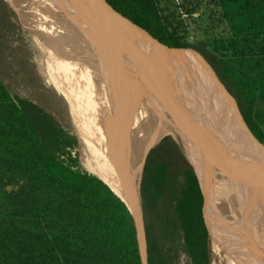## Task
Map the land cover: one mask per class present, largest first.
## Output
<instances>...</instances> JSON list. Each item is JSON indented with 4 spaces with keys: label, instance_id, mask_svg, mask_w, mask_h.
Instances as JSON below:
<instances>
[{
    "label": "trees",
    "instance_id": "trees-1",
    "mask_svg": "<svg viewBox=\"0 0 264 264\" xmlns=\"http://www.w3.org/2000/svg\"><path fill=\"white\" fill-rule=\"evenodd\" d=\"M107 1L162 42L187 44L160 0ZM201 2L186 0L185 14L193 16ZM209 4L233 37L264 40V0ZM208 44L205 40L197 47L233 90L246 122L264 144V45L225 57ZM79 142L54 114L15 94L0 76V264H142L131 209L102 178L78 168ZM177 146L164 135L143 166L149 264H212L206 197L208 229L200 179ZM201 177L212 201V186Z\"/></svg>",
    "mask_w": 264,
    "mask_h": 264
},
{
    "label": "bare ground",
    "instance_id": "bare-ground-1",
    "mask_svg": "<svg viewBox=\"0 0 264 264\" xmlns=\"http://www.w3.org/2000/svg\"><path fill=\"white\" fill-rule=\"evenodd\" d=\"M8 1L17 11L19 10L21 12L22 20L24 24H27L26 28L28 30L31 28V23L33 21L37 22V19H43L50 26L57 28L58 22L56 19L58 18V13L60 16L58 20L61 19L59 27L64 24L65 20L73 28V35L67 32L64 34L56 32V34L51 36L54 40H51L50 47L54 48H49V50L44 48L46 59L40 64L41 71L68 99L69 97L77 98V95L71 83H67V85L61 84L59 78L61 72L65 74L69 72L78 78L83 88L88 85L94 90L97 87L99 88L100 83L102 89L100 90L104 95L101 98V103L106 114L114 123L122 124L124 122L127 124V154L133 162L132 171L136 180L140 170V153L152 140V132L154 131L151 129H154L155 126L161 127L167 125V122L172 123L175 131V140L183 147L188 157L195 162L194 169L200 179L203 191L205 192L201 174L208 179L212 186L216 229L220 227L218 220L220 218V212L217 207H220L219 205L223 202L229 207L231 204L238 202L236 201L238 195L234 192H237L239 189L231 183L237 182L239 185H242L241 181L247 182L249 177L254 174H257L255 177L264 179V146L259 143L257 136L252 134L253 132L247 124L238 103L221 79L217 70L200 52L192 48H183L179 54H174L175 56L172 54L173 56H171L169 64L172 66L175 65L171 63L174 59L173 57H175L179 64L182 62L184 65L183 67L180 66L177 75L176 69L178 70V67L175 65V70L173 68H169L170 70H168L166 67V54L161 49H155L145 37L123 26L121 29V38L119 39L117 36L119 40L116 39L115 34L109 30L107 21L105 22L106 19L98 17L95 14H90L87 7H84L85 5L83 6L84 10H81L83 7L79 8V2L76 0H45L44 5L41 0ZM27 3L30 4L31 13L27 10ZM51 5L57 7L56 19L55 15H51ZM35 12L36 14H34ZM29 14H34L35 17H28ZM29 31L37 34L35 31ZM127 37L132 41L129 45L127 44L128 46H126L127 42H125ZM122 41H124L125 47H123ZM136 41L142 44V47L138 48V50H135L136 45L133 44L132 46V43ZM147 49L153 52L151 54L152 57L150 56L152 66L154 67L153 69H156L161 75L158 78V74L153 77L151 76L153 73L151 75L146 74L148 77L147 83L153 85L155 89V96L153 97L151 95V98L153 100L155 98L156 103L157 101L158 103L156 106L154 104L148 106L146 116H142L141 118L139 115L141 110L139 100L146 99L149 93L145 94L144 90V95L141 94L142 96H140L138 86L143 75H139L141 68L138 65L136 66V64L134 66L131 58L137 56L143 62V59L148 54ZM128 59H130V63ZM127 69L131 71V76L128 75ZM116 77H119L117 79L121 84L119 87L109 89L104 86V84L109 83L110 78L115 79ZM179 78L184 79L185 82H178L177 79ZM150 81H152L151 84ZM171 81L179 84L178 86L176 85V88L182 82L181 85L183 88H181L185 92L188 103L190 102L195 116L199 115L203 118L200 125L205 129L207 144L211 151L222 157L224 155L234 156V159L230 160V163H209L199 153V149L194 146L193 132L184 126L185 124L181 118H178L179 115L177 114L176 118L171 111L169 113V110L158 106L160 103H164L162 101H166V104L169 105L171 99L177 100L175 99L178 98L177 95L173 93L174 88L170 85ZM210 94L214 96V99L209 96ZM141 97L142 99H140ZM77 122L91 150L96 174L125 199L126 197L121 187L117 170L109 156L97 146L96 139L92 134V127L83 117V110L81 109L77 114ZM188 131H190V134L192 133L191 136H188ZM195 135L200 140L197 132ZM249 200L248 203L252 205L250 214L253 215L251 217L257 219V213L258 215L262 213L261 216L264 218L262 210L263 204L255 206L254 204L259 201ZM215 202L217 203L216 205ZM235 215L236 212L234 210V220L230 219L232 221L230 224L234 228L231 227L230 231L225 232L229 240L226 239L227 241H225V238H223L221 241L215 238V245L222 246L225 242H230L233 245L236 239V230L238 233V227L242 220L241 217L240 220H237ZM248 219L243 220L247 221ZM226 247V250H228L229 246ZM230 250L233 251L231 248Z\"/></svg>",
    "mask_w": 264,
    "mask_h": 264
},
{
    "label": "rangeland",
    "instance_id": "rangeland-1",
    "mask_svg": "<svg viewBox=\"0 0 264 264\" xmlns=\"http://www.w3.org/2000/svg\"><path fill=\"white\" fill-rule=\"evenodd\" d=\"M3 1L7 6L0 3V76L15 94L27 96L33 99L35 102L39 103L49 112L54 114L61 121L64 127L78 136L80 141L77 148L79 157L78 168L81 171L97 175L95 172L96 169L94 162L92 160L91 150L87 145L81 132V127L77 122V114L80 112V108L78 106L81 104L80 97H82L78 88H80V86L83 88V86L81 85L79 79L71 73L67 72L65 74L61 72L59 75L61 84L67 85V83H71V86L75 90L78 98V100L74 97H69L68 99V97L65 96L52 83V81H50L40 68V64L46 59L45 49L49 50V48H54L50 47L51 40H54L51 36L56 34V32L60 34L67 32L68 34L73 35V28L70 27L65 20L64 24L59 27L61 19L58 20V18H60L59 13L57 18V7L51 5V15H55V19L57 18L56 21L58 22V27L56 28L50 26L43 19H37V22L33 21L31 23V28L29 29L37 33L34 34L26 28L27 24H24L21 12L19 10L17 11V9L8 0ZM41 1L44 5L45 0ZM185 1L186 0H160L165 13L169 15L172 22L178 27L181 35L186 40L187 44L184 46L192 47L200 52L210 64H212L211 61L197 47L198 43L204 42L205 40L209 42L208 47L211 50L225 57L241 55L242 53L250 50L258 51V48L264 45V40L261 39L255 40L252 38L243 39L233 37L226 21L222 19L220 12L218 10L214 11V5L209 4L210 0H202L200 8L194 12L193 16L185 14V8L182 7ZM26 7L27 10H29V13H31L29 3L26 4ZM34 14H36V12ZM34 14H29L28 17L34 16ZM55 37L57 38V36ZM172 63L178 67V70L176 69L178 75L180 69L177 59L174 58ZM175 65H171L173 70H175ZM127 70L128 75L131 76V71L129 69ZM220 77L224 81V78L222 76ZM177 80L183 82L181 78ZM230 90L233 92L231 88ZM146 94H148V92ZM154 96L155 93L153 94V97ZM209 96L214 99L212 94ZM235 98L237 99L236 96ZM196 117L201 123L203 118L199 115ZM151 130L154 131H151L152 134H155V144H157L158 141L166 134H170L174 139L176 138L171 122H167V125L161 127L155 126L154 129L152 128ZM178 145L187 160L193 167H195V162L188 157L187 153L179 143ZM145 157L146 155L143 154L139 159L140 170L139 176L136 180L138 186H140L141 183ZM256 175L257 174H254L249 177L247 182L241 181L242 185H239L237 182L231 183L239 189L237 192H234L238 195L236 200L238 202L231 204L230 207L223 202L219 205L220 207H217L220 212V218L218 219L220 227L218 229L215 227V208L213 205L214 198H212V201L210 200L209 194L204 187L209 206L208 214L210 217V232L211 236L214 238V244L212 239L210 240V255L212 264H264V218L261 216L262 213L259 215L257 213V219L255 217L252 218L251 216L253 214H250L252 211L250 210L252 205L248 203L250 201L249 199L259 201L254 205L263 204L262 210L264 214V179L257 178L255 177ZM216 204L217 203L215 202V205ZM232 206L236 212L235 217L237 220H240V217L242 219L240 221V226L238 227V233L236 230V239L233 245H231L230 242H225V244L222 245L223 247L215 245V238H218L221 241L223 238H225V241L229 240L225 232L227 233L231 230L232 226L230 223H232V221L230 219L234 220V210ZM203 217L206 227L208 228V224L205 219V209L203 211ZM246 218L249 219L247 221L243 220ZM226 246H229L228 250H226ZM230 248L233 249V251L230 250Z\"/></svg>",
    "mask_w": 264,
    "mask_h": 264
},
{
    "label": "water",
    "instance_id": "water-1",
    "mask_svg": "<svg viewBox=\"0 0 264 264\" xmlns=\"http://www.w3.org/2000/svg\"><path fill=\"white\" fill-rule=\"evenodd\" d=\"M76 1L79 2V8L80 7L82 8L85 5L84 7H87L90 14H95V15H98V17H102L103 19H106L105 22L107 21L108 28L111 31V33L115 34L116 39H118L117 36L119 37V39L121 38V29L123 26L128 27L133 32L145 37L146 40L155 49H161V51H163L164 54H166V56H167V60H166L167 66L166 67L168 68V70H170L169 68H171V64H169L171 56H173L174 54L175 55L179 54L181 49L186 47V46H172V45H169L165 42H162L158 38L154 37L147 29L143 28L142 26L135 23L130 18H128L127 16H125L124 14L119 12L117 9H115L113 7V5L111 3H109L107 0H76ZM84 7L81 10H84ZM123 42L124 41H122L121 43H122L123 47H125V43H123ZM125 42H127L126 46H128L129 43L132 41L130 40L129 37H127ZM133 44L136 45L137 49L135 48V50H138V48L142 47L141 42L136 41L135 43H132V46H133ZM147 52H148V54L146 55V58L143 59V62H141L137 56L131 58L133 65L135 66V64H136V66L138 65V67L141 68L139 75H143V76H141L142 80L139 82V86H138V89H139L138 92L140 93V96H142L141 94L144 95V90H145V94L147 93V91H149L148 92L149 95L147 97L145 95L146 99L139 100V102H140L139 105L141 108L139 115L141 118H142V116H146V111H147L146 109L148 108V106H151L153 104L154 105L157 104L155 98H154V100H153V98H151V95H153L155 93L153 90L154 87H153V85H149L147 83L148 77L146 74L148 73L151 75L153 73L151 75L152 77L155 76L156 74H158L159 75L158 78L161 75L156 69H153L154 67L152 66V62H151V57H152L151 54L153 52L150 51L149 49H147ZM128 60L130 63V59H128ZM177 62H178V60H177ZM178 64H179V62H178ZM180 66H182V67L184 66L182 62H181V64H179V68H180ZM142 72H143V74H142ZM171 77H172V75H171ZM118 78L117 77L115 79L110 78L109 83L104 84V86L108 87L109 89L114 88V87L115 88L119 87L121 84L117 80ZM183 81L185 82L184 79H183ZM117 82H119V83H117ZM178 82H179V80H178ZM151 83H152V81H150V84ZM181 84L178 88H176L179 84H177V82L171 81L170 85H172L174 88L173 93L177 95L178 98H175L177 100L171 99L169 102V105L166 104L167 103L166 101H162L166 104L167 107L165 106L164 103H160L158 106L160 108L165 109V110H169V113L171 111L172 114L176 118H177L176 115L177 114L179 115L178 118H181L182 122L185 124L184 126L186 128L188 127L193 132L194 146H196L199 149V151H200L199 153H201L208 160L209 163H213V162L230 163L231 162L230 160L234 159V156L224 155L222 157L221 155H218L217 153L211 151V149L209 148V146L207 144L205 129L203 126L201 127V125H200L201 123L199 122V120L195 116L193 108L190 105V102L188 103L186 94L183 91V89H182L183 87ZM78 89L80 90V94L82 96V97H80L82 100L81 104H79L78 107L81 110H83V117L92 127V134L96 139L95 142H96L97 146H99L109 156L110 160L114 164V166L117 170L118 176H119V181L121 183V187L123 189V192H124L126 198L124 199L110 185L109 186L115 191V193L118 196H120L127 203L129 208L131 209V211L133 213L136 229H137V235H138L140 254H141V258H142V264H149L148 239H147V231H146V226H145V219H144V212H143V205H142V195L140 192V186H137L136 179L133 176V171H132L133 162L129 159L128 154H127V146H126V137H127L126 126H127V124L124 122L122 124L121 123H119V124L114 123L113 121L110 120L109 116L106 114L104 107L101 103V98L104 95H103V92H101L102 89H101L100 83H99V88L97 87V89H94V90L92 89V87L90 88V86H88V85H86L85 88H82L80 86V88H78ZM96 96H97V98H96ZM140 99H142V97ZM188 132H189L188 136H191L192 133L190 134V131H188ZM196 132L198 133L200 140H198V138L196 137V135H195ZM252 134H254V133H252ZM174 141L176 143L175 139H174ZM259 143L264 146V144L260 140H259ZM154 145H155V134L153 133L151 142L147 145V147L145 149H143V151L140 153V156L145 154L147 157L148 153L151 151V149L154 147ZM176 145H177V143H176ZM199 145L201 148L199 147ZM179 151H180V149H179ZM180 153H181V151H180ZM182 156H183V154H182ZM146 157H145V159H146ZM183 158L186 162V159L184 156H183ZM186 164L189 168V165L187 162H186ZM189 170H190V168H189ZM190 172H191V170H190ZM199 187L201 188V186H199ZM201 190H202L203 195H204V201H203V211H204L205 192L203 191L202 188H201ZM208 231L210 232L209 229H208ZM211 239H212V236H211V232H210V240Z\"/></svg>",
    "mask_w": 264,
    "mask_h": 264
}]
</instances>
